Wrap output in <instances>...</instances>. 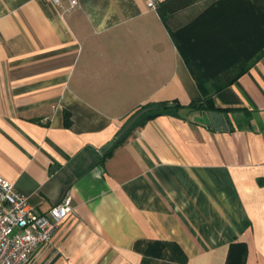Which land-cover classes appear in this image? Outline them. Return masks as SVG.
Returning <instances> with one entry per match:
<instances>
[{
  "label": "crops",
  "instance_id": "1",
  "mask_svg": "<svg viewBox=\"0 0 264 264\" xmlns=\"http://www.w3.org/2000/svg\"><path fill=\"white\" fill-rule=\"evenodd\" d=\"M61 4L0 0V174L74 206L25 264H142L156 241L264 264V0ZM206 98L229 128L193 120Z\"/></svg>",
  "mask_w": 264,
  "mask_h": 264
},
{
  "label": "built area",
  "instance_id": "2",
  "mask_svg": "<svg viewBox=\"0 0 264 264\" xmlns=\"http://www.w3.org/2000/svg\"><path fill=\"white\" fill-rule=\"evenodd\" d=\"M42 1L62 6L61 0ZM78 1L66 0L68 9ZM143 1L148 9L157 8V0ZM73 211L71 196L65 194L47 212L40 213L0 174V264H25L39 245L50 242L59 223Z\"/></svg>",
  "mask_w": 264,
  "mask_h": 264
},
{
  "label": "trees",
  "instance_id": "3",
  "mask_svg": "<svg viewBox=\"0 0 264 264\" xmlns=\"http://www.w3.org/2000/svg\"><path fill=\"white\" fill-rule=\"evenodd\" d=\"M244 71V70H242ZM197 84L203 95H206L207 88L209 86L202 84L200 80L197 79ZM223 86L215 85L212 86L213 89H219ZM212 99H204V100H193L191 101L186 107L187 108H200V109H206V110H215V111H222L223 109L220 107H215L213 105ZM206 105V108L204 107ZM163 107H167L165 104H159V107H157L154 110L153 114H156L161 111ZM67 121V119H65ZM144 252L151 256H145L142 264H152L153 261L157 260H163L166 259L168 261H175L179 264H185V258L181 255L180 251L172 244L164 243V242H153L148 245V247L144 250ZM168 252L170 253L169 257L162 256L163 253ZM173 254H176L174 256ZM180 254V255H179ZM245 260V245L243 243H233L230 245L228 250V255L226 257L225 264H244Z\"/></svg>",
  "mask_w": 264,
  "mask_h": 264
},
{
  "label": "water",
  "instance_id": "4",
  "mask_svg": "<svg viewBox=\"0 0 264 264\" xmlns=\"http://www.w3.org/2000/svg\"><path fill=\"white\" fill-rule=\"evenodd\" d=\"M173 104H166V106H172ZM206 108V105H204ZM205 112H203L201 115H195L193 117V120L195 122H199L201 124L211 126L215 130H225L229 128V125L227 123V120L221 112L217 111H212V110H206L204 109ZM112 142H109L104 146V148L108 147Z\"/></svg>",
  "mask_w": 264,
  "mask_h": 264
},
{
  "label": "rangeland",
  "instance_id": "5",
  "mask_svg": "<svg viewBox=\"0 0 264 264\" xmlns=\"http://www.w3.org/2000/svg\"><path fill=\"white\" fill-rule=\"evenodd\" d=\"M257 42H260V43L257 44L258 47L260 46V44H261V45H264L263 38H261V39L258 40ZM260 47H261V46H260ZM260 47H259V48H260Z\"/></svg>",
  "mask_w": 264,
  "mask_h": 264
}]
</instances>
